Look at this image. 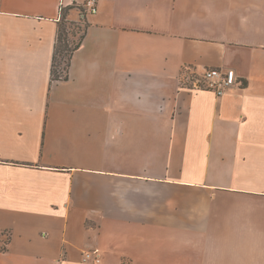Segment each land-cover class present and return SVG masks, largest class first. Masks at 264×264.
Listing matches in <instances>:
<instances>
[{"label":"crops","instance_id":"obj_1","mask_svg":"<svg viewBox=\"0 0 264 264\" xmlns=\"http://www.w3.org/2000/svg\"><path fill=\"white\" fill-rule=\"evenodd\" d=\"M85 1L0 0V264H264V0Z\"/></svg>","mask_w":264,"mask_h":264},{"label":"built area","instance_id":"obj_2","mask_svg":"<svg viewBox=\"0 0 264 264\" xmlns=\"http://www.w3.org/2000/svg\"><path fill=\"white\" fill-rule=\"evenodd\" d=\"M84 8L90 14L98 13V0H86ZM238 84V78L236 71L233 69H210L205 72L204 85L198 87L205 88L216 94V96H223L229 89L235 87ZM85 261H93L100 263V255L94 253H86Z\"/></svg>","mask_w":264,"mask_h":264},{"label":"rangeland","instance_id":"obj_3","mask_svg":"<svg viewBox=\"0 0 264 264\" xmlns=\"http://www.w3.org/2000/svg\"><path fill=\"white\" fill-rule=\"evenodd\" d=\"M63 23L68 33L66 41L70 44V47L74 48L76 44L81 41V38L86 31V24L84 21L75 20L65 21ZM67 62H69V54L63 50H59L56 69L61 76H66L67 74Z\"/></svg>","mask_w":264,"mask_h":264},{"label":"trees","instance_id":"obj_4","mask_svg":"<svg viewBox=\"0 0 264 264\" xmlns=\"http://www.w3.org/2000/svg\"><path fill=\"white\" fill-rule=\"evenodd\" d=\"M63 22H65V21H62L59 25L58 38H57L56 47H55L54 56H53L52 77H53L54 81L67 80L68 79V68L70 67L72 57H73L74 53L76 52V50H78L80 48L82 41L84 39V35L86 33V31H85L84 35L81 38V41L78 44H76V46L74 48H72V47H70V44L66 41V39L68 38V33H67V29L65 28ZM59 50H63L64 52L69 54V62H67V71H66L67 74H66V76H61L56 69V67H57L56 62H57Z\"/></svg>","mask_w":264,"mask_h":264}]
</instances>
